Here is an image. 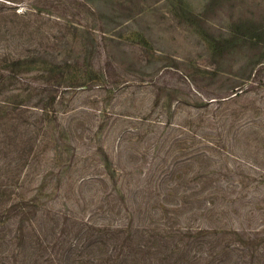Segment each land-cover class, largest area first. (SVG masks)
Returning <instances> with one entry per match:
<instances>
[{"label":"rangeland","instance_id":"rangeland-1","mask_svg":"<svg viewBox=\"0 0 264 264\" xmlns=\"http://www.w3.org/2000/svg\"><path fill=\"white\" fill-rule=\"evenodd\" d=\"M252 24L264 30V0H0V49L14 50L22 59L39 50L56 59L81 52L91 75L103 72L99 86L94 77L92 85L86 82L66 93L59 87L68 111L60 121L52 114L48 118L56 130L58 122L64 128L70 124L73 134H66L70 145L65 157L77 145L74 158L80 162L75 167L86 172L84 180L91 175L87 173L105 171L99 164L104 161L102 153L95 152L100 143L109 153L112 172L119 179L123 176L121 191L112 195L124 196L132 211L128 222L132 220L133 226L119 235V243L136 249L133 255L139 264H264V175H260L264 169V38L252 44L244 37L222 53L220 47L214 50L215 38L246 35ZM238 73H251L253 82L243 83ZM239 83H243L237 103L240 121L250 125V131L232 147L238 158H225L229 166L240 162L239 174L233 177L241 178L247 188L236 191L242 197L235 203L223 204L219 199L205 214L196 210V166L178 165L172 172L175 159L191 152L189 139L173 142V128L198 111L195 92L223 95ZM33 93L34 102L44 92L38 87ZM19 121L18 127L11 122L2 126L20 136L15 138L17 145L11 136L0 144V161L11 159L17 146L40 138L44 127L39 113L26 110ZM24 129L35 138L29 139ZM49 143L51 152L34 164L27 188L47 194L55 209H76L85 215L92 211L97 217L106 213L105 193L111 192L112 183L104 191L100 182L78 185L77 176L68 186L67 180L54 174L60 165L53 159L54 142ZM225 147L230 149L227 142ZM206 167L210 170V165ZM166 174L167 184L175 188L171 191L167 184L155 181ZM18 192H11L8 203ZM7 193L1 195L3 203ZM179 225H210L217 231L216 242L211 249H194L191 254L196 259L178 252L186 239L178 233L166 237L165 230ZM160 234L166 242H159Z\"/></svg>","mask_w":264,"mask_h":264},{"label":"trees","instance_id":"trees-1","mask_svg":"<svg viewBox=\"0 0 264 264\" xmlns=\"http://www.w3.org/2000/svg\"><path fill=\"white\" fill-rule=\"evenodd\" d=\"M13 12L16 13V10ZM252 25L254 27H251L252 29L248 27L249 33L246 35L232 34L220 39L215 38L214 50L217 51L220 47L222 53L231 49L233 42L244 37L253 41L252 44L254 42L257 44L264 38V30L258 31L257 27ZM39 51L31 58L22 59L21 54L14 50L0 49V144L6 141V137L11 136L17 145L15 138L18 134L20 136V132L11 135L9 131L3 130L2 126L11 122L18 127L21 114L26 110L37 115L39 113L41 127H44L40 138L33 140L29 145L17 146L15 155L11 159L0 161L1 180H3L0 182V204L3 198L1 195L9 191L4 197L5 203L2 202L3 204L0 205V264H139L133 255V252H137L136 249L119 243V235L128 229L131 230L133 226L132 220L128 222V216L132 211L125 204L124 196L116 193L112 195L114 194L112 191H121L122 185L119 183L123 180V176L119 179L112 172L114 168L112 169L109 153L100 143L95 152L102 153L104 161L99 164L105 171L87 173L91 175H87L88 179L84 180L82 174L86 172H81V166L75 167V164L80 162V159L74 158L77 145L71 146L72 152L67 158L65 157L68 151L66 146L70 145L66 144V134L72 133L70 124L64 128L58 122L56 130V127L50 125L48 118L52 114L55 120H59L68 111L66 109L68 102L64 101L61 93L58 95L59 87L63 88L62 93H66L71 87L86 85V82L92 85L94 77L99 86L103 72L100 71L99 74L93 72L94 74L91 75V67L81 61L83 57L81 52L73 57L56 59L54 55H48L47 51ZM238 75L243 77V83L245 80L253 82L251 73L248 75L238 73ZM243 83L235 85L237 89L233 88L236 90L233 89L223 95L206 97L195 92V97L200 100L195 104L198 111L193 115L189 114L188 119L176 122V127L173 128L175 130V135L172 136L173 142L186 143L189 139L191 152L189 156L175 159L177 164L173 163L175 166L172 172L180 165L193 163L196 166L197 174L194 177L195 191H197L196 210H204L205 214L218 205L219 199L223 204L235 203L242 197V194L237 195L236 191H245L244 188H247L241 183V178L233 177L239 174L240 162L229 166L225 158L226 155L238 158L232 147L240 143L250 131V125L240 121L242 111L237 106L243 95V89L239 91ZM38 87L44 93L33 102L31 101L34 95L33 89ZM50 103L56 104L57 108L49 107L52 106ZM21 120L25 121V119ZM231 129L233 134L229 136ZM22 131L29 139H34L36 136L32 131L25 129ZM49 141L54 142L53 159L57 166L60 165L56 173L52 169L49 173L57 174L59 178L67 180L68 186H72L77 176H80L78 185L100 182L104 191L112 183L111 192L105 193L108 198L106 213L97 217L92 211L85 215L81 210L55 209L53 204L49 203L47 194L27 188V185L29 186L33 181L30 175L33 173L34 164L41 162L46 152L49 151V154L51 152ZM226 142L230 149L225 147ZM66 159L69 160L68 163ZM209 165L210 170L206 167ZM66 171L68 175L63 177ZM260 172L261 176L264 175V169ZM223 175L229 179L223 180L221 178ZM148 179L146 178V182ZM168 180L167 174L155 178L160 185L167 184ZM166 189L171 191L170 189L175 188L169 183ZM12 191L20 192L8 203ZM202 191H207L206 195H201ZM119 204H123L124 207ZM170 228L165 230L166 237L175 233L182 235L186 243L179 247L178 252L192 256L194 259H196L195 255L191 254L194 249L197 251L204 247L211 249L216 242L213 236L215 234L216 237L217 231L212 230L210 225L205 227L179 225L177 228L172 226ZM135 231L137 234L140 229L136 226ZM158 240L167 241L162 234ZM129 242L131 244V241ZM138 246L139 251L143 250L142 246ZM148 263L155 264L154 261L144 264Z\"/></svg>","mask_w":264,"mask_h":264}]
</instances>
